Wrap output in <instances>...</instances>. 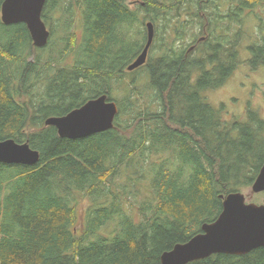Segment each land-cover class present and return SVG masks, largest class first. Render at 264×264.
Here are the masks:
<instances>
[{"label": "trees", "instance_id": "obj_1", "mask_svg": "<svg viewBox=\"0 0 264 264\" xmlns=\"http://www.w3.org/2000/svg\"><path fill=\"white\" fill-rule=\"evenodd\" d=\"M3 1L0 141L28 142L40 160L0 162V264H162L163 252L219 216L221 194L252 187L264 118L249 109L225 120L207 94L241 62L264 65L259 37L241 57L247 21L259 19L242 9L262 0H228L234 9L206 18L200 0H138L133 9L126 0H47L51 36L41 48L25 23H3ZM147 20L157 35L147 62L130 71ZM103 94L119 106L113 128L70 139L46 124ZM187 264H264V246Z\"/></svg>", "mask_w": 264, "mask_h": 264}, {"label": "water", "instance_id": "obj_2", "mask_svg": "<svg viewBox=\"0 0 264 264\" xmlns=\"http://www.w3.org/2000/svg\"><path fill=\"white\" fill-rule=\"evenodd\" d=\"M47 0H4L1 19L4 24L25 23L36 47H45L51 31L43 19ZM148 35L142 52L128 65L134 70L147 62L154 40L152 22L147 23ZM119 113L116 101L106 94L91 98L82 106L67 114L50 116L47 125L55 126L61 137L78 139L114 127ZM40 160V152L28 142L18 143L14 139L0 141V162L8 164L33 165ZM252 193L264 192V164L251 187ZM223 209L212 222L202 225V232L186 242L177 243L161 255L162 264H187L213 254L242 255L264 246V203L249 202L242 191L221 194Z\"/></svg>", "mask_w": 264, "mask_h": 264}, {"label": "rangeland", "instance_id": "obj_3", "mask_svg": "<svg viewBox=\"0 0 264 264\" xmlns=\"http://www.w3.org/2000/svg\"><path fill=\"white\" fill-rule=\"evenodd\" d=\"M253 11L254 13L251 12L252 16L257 15L259 19L257 17L255 20L249 18L247 21L248 33L243 43L241 56L246 61L251 57V53L244 46L258 40V37L261 40L260 42L264 43V40H262L264 38V27L259 28V25L262 24V18L264 20V9L261 7ZM59 31L56 32L57 37ZM31 58H33V55ZM207 95L209 102L223 108V118L225 120L232 121L236 117L244 119L249 109L257 110L264 118V65L258 67V69H253L248 61L241 62L222 87L208 92ZM242 192L247 195L249 202L264 203V192L254 194L251 187L242 190Z\"/></svg>", "mask_w": 264, "mask_h": 264}, {"label": "flooded vegetation", "instance_id": "obj_4", "mask_svg": "<svg viewBox=\"0 0 264 264\" xmlns=\"http://www.w3.org/2000/svg\"><path fill=\"white\" fill-rule=\"evenodd\" d=\"M126 3L130 7V9H133V8H136L137 7V5L139 4V1L138 0H126ZM236 3L232 2V1H228V0H220V1L219 0H216L214 3H211V0H200V4H197V7H200L199 14L202 17L206 18V13H207L206 10H212V8H214V9H217L218 8V9H220L222 11H228V10L234 9V7H235L234 5H236ZM141 4L142 5H145V3H143V2ZM182 7L184 8L185 6H182ZM261 7H263V9H264V0H262L261 3H258L255 6L245 7L242 10L243 11H250V10H254V9H260ZM182 15H183V17H186V13H183L182 12ZM148 22H152V21L151 20H147L145 22V27L147 29V35H148V27H147V23ZM152 23L154 25L155 36H156L157 35L156 34L157 33V23H154V22H152ZM170 31H171V36L172 37L176 36L175 35V32L173 30H170ZM202 32H206L205 28L202 30ZM206 33L205 34L204 33L203 34L201 33L202 36L200 35V40L201 39H205L207 37V34ZM167 35L168 34L166 33V36ZM191 48H193V46Z\"/></svg>", "mask_w": 264, "mask_h": 264}]
</instances>
